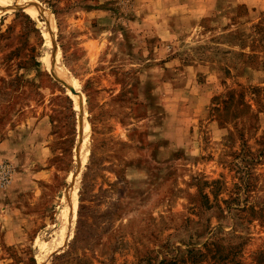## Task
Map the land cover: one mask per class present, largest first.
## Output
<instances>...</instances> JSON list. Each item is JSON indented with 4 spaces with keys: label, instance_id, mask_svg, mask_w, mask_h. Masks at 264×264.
<instances>
[{
    "label": "rangeland",
    "instance_id": "1",
    "mask_svg": "<svg viewBox=\"0 0 264 264\" xmlns=\"http://www.w3.org/2000/svg\"><path fill=\"white\" fill-rule=\"evenodd\" d=\"M10 1L0 264H264V0Z\"/></svg>",
    "mask_w": 264,
    "mask_h": 264
},
{
    "label": "bare ground",
    "instance_id": "2",
    "mask_svg": "<svg viewBox=\"0 0 264 264\" xmlns=\"http://www.w3.org/2000/svg\"><path fill=\"white\" fill-rule=\"evenodd\" d=\"M6 1L7 0H0V4H5ZM12 4L15 7H20L22 9H24L26 12H28V13H30L32 15H35V14L38 13V9L36 10V8L32 5L33 3L31 4L29 0H14V1L12 0V1H10L9 4H6V5L7 6H11ZM57 68H60V69H57ZM56 69L59 70V72L60 71L62 72L61 75H59V74L58 75L63 77L64 76V74H63L64 73V70L61 68V66L58 65L56 67Z\"/></svg>",
    "mask_w": 264,
    "mask_h": 264
},
{
    "label": "trees",
    "instance_id": "3",
    "mask_svg": "<svg viewBox=\"0 0 264 264\" xmlns=\"http://www.w3.org/2000/svg\"><path fill=\"white\" fill-rule=\"evenodd\" d=\"M27 19H29L27 16H25Z\"/></svg>",
    "mask_w": 264,
    "mask_h": 264
}]
</instances>
